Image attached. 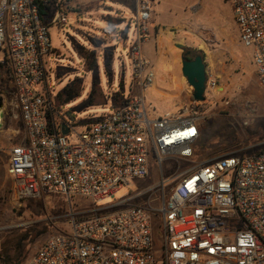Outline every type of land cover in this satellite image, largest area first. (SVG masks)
<instances>
[{
    "label": "built area",
    "instance_id": "built-area-1",
    "mask_svg": "<svg viewBox=\"0 0 264 264\" xmlns=\"http://www.w3.org/2000/svg\"><path fill=\"white\" fill-rule=\"evenodd\" d=\"M65 1L0 0V65L10 70L14 106L25 129L22 142L10 150L13 201L57 194L91 204L72 213L70 228L52 234L29 264H264V148L198 165L156 209L124 202L98 207L130 181L147 178L152 154L159 163L169 155L194 157L200 102L152 115L146 92L157 73L144 46L155 0H136L129 54L140 93L122 96L120 105L85 125L60 117L48 86V57L54 52L49 30L68 23L58 6ZM228 1L264 90V0ZM47 5L48 17L56 10L48 23L41 10ZM211 86L216 83L207 80V89ZM153 217L160 220V237Z\"/></svg>",
    "mask_w": 264,
    "mask_h": 264
},
{
    "label": "rangeland",
    "instance_id": "rangeland-1",
    "mask_svg": "<svg viewBox=\"0 0 264 264\" xmlns=\"http://www.w3.org/2000/svg\"><path fill=\"white\" fill-rule=\"evenodd\" d=\"M58 6L62 7L68 23L50 26L54 52L48 57L51 76L48 86L55 94V102L68 84L81 86V97L62 106L58 112L60 117L66 118L69 113L79 124L85 125L120 105L122 96L140 93L134 87L129 54L132 43L129 33H132L136 11L117 0H66ZM55 11L48 17L49 22ZM153 13L148 43L158 34L163 48L156 51L154 47L150 52L149 46H144L157 73L156 83L146 92L152 115L176 113L192 106L193 88L182 75L183 51L178 44L202 53L207 80L214 81L216 87L206 90L205 101L199 105L201 135L194 147V157L169 155L159 163L152 154L149 176L130 181L115 199L98 204L99 208L124 202L126 206L149 205L156 209L169 199L177 182L198 165L223 156L253 154L264 148V90L253 64V51L241 44L230 2L158 0ZM0 61H4L2 53ZM2 75L0 253L8 254L5 260L9 262L21 257L20 264H29L52 234L70 228L72 213L87 209L91 204L86 199L71 197L69 200L57 194H44L21 203L13 201L12 181L5 177V164L10 148L23 140L25 129L14 106V89L5 70ZM89 99L96 100L98 105L89 106ZM82 130L75 129L78 133ZM69 137L76 140L75 134ZM153 220L156 236L160 237V220L157 217Z\"/></svg>",
    "mask_w": 264,
    "mask_h": 264
},
{
    "label": "water",
    "instance_id": "water-1",
    "mask_svg": "<svg viewBox=\"0 0 264 264\" xmlns=\"http://www.w3.org/2000/svg\"><path fill=\"white\" fill-rule=\"evenodd\" d=\"M183 51L182 60V75L187 80L188 84L193 88V99L198 102L205 101L207 90V67L202 56H198L194 61H187L184 52L188 47L181 44L177 45ZM187 55V54H185ZM4 101L0 98V118H3ZM67 116H71L69 113ZM62 133L67 135L68 129L63 126Z\"/></svg>",
    "mask_w": 264,
    "mask_h": 264
},
{
    "label": "trees",
    "instance_id": "trees-1",
    "mask_svg": "<svg viewBox=\"0 0 264 264\" xmlns=\"http://www.w3.org/2000/svg\"><path fill=\"white\" fill-rule=\"evenodd\" d=\"M120 1V0H117ZM42 10V15L44 17V21L46 23H48V15L49 12L51 11V6H43L41 8ZM94 66V65H93ZM92 66H89V69H91ZM3 70H5V75L8 76V79L10 80L11 84H12V77H11V73L10 70L6 65H0V79H3L2 72ZM13 86V85H12ZM79 97H81V86L79 84L76 83H71L68 84L57 96H56V102H55V107L58 109H60L62 106H66L68 104L73 103L74 101H76ZM91 99V97H90ZM89 99V106H96L98 105L96 100H90ZM122 100V99H121ZM69 118H74V116H69ZM200 132H201V128H200ZM8 254H5L4 256L0 253V262H3L4 264H13L12 262H9L8 260H5ZM8 258L10 259V256H8Z\"/></svg>",
    "mask_w": 264,
    "mask_h": 264
},
{
    "label": "crops",
    "instance_id": "crops-1",
    "mask_svg": "<svg viewBox=\"0 0 264 264\" xmlns=\"http://www.w3.org/2000/svg\"><path fill=\"white\" fill-rule=\"evenodd\" d=\"M118 3H119V4H122V5H125V6H127V7L134 8L135 11H136V9H137V2H136V0H120V1H118ZM157 4H158V0H155L154 8H153L154 10H155ZM153 14H154L153 19H154V21H155L156 18H157V14H156L155 11H154ZM130 36H132V33H129V37H130ZM159 36H160V35H158V34H157L155 37L153 36L152 39H151V41H150L149 43H147V45L149 46V47H148V50H149L150 52H151L152 49H154V47H155L156 51H157V50H159V51L162 50V48H163V44H162V41L158 39ZM156 44H157V45H156ZM99 49H100V50H103V49H105V47H104V48L99 47ZM156 61H157V64H160L158 59H156ZM21 121H22V120H21ZM21 142H22V141H21ZM21 142H20V143H21ZM20 143H17L16 145H18V144H20ZM16 145H15V146H16ZM13 147H14V146H13ZM11 149H12V148H10V150H11ZM9 156H10V151H9V153H8L7 163L5 164V177H6L7 179L10 180V178H9V176H8V174H7L8 162H9ZM10 181H11V180H10Z\"/></svg>",
    "mask_w": 264,
    "mask_h": 264
},
{
    "label": "flooded vegetation",
    "instance_id": "flooded-vegetation-1",
    "mask_svg": "<svg viewBox=\"0 0 264 264\" xmlns=\"http://www.w3.org/2000/svg\"><path fill=\"white\" fill-rule=\"evenodd\" d=\"M187 54V55H185ZM183 55V54H182ZM184 56H186V60L187 61H194L198 56H202L204 59V56L202 55L201 52L192 50V49H187L186 52H184ZM23 254L20 253V256H22ZM21 261V257H18L15 259V261H13V264H20Z\"/></svg>",
    "mask_w": 264,
    "mask_h": 264
}]
</instances>
